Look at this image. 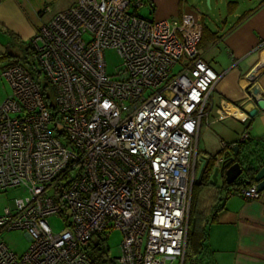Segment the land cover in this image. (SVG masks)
<instances>
[{
	"label": "built area",
	"instance_id": "obj_1",
	"mask_svg": "<svg viewBox=\"0 0 264 264\" xmlns=\"http://www.w3.org/2000/svg\"><path fill=\"white\" fill-rule=\"evenodd\" d=\"M144 6L75 0L29 41L37 78L19 63L0 71L10 89L0 100V192L26 193L4 207L0 233L29 239L21 253L0 240V264H183L197 137L220 75L201 57L191 14L148 19ZM106 48L121 59L114 76ZM234 145L222 144L214 166ZM236 193L260 196L255 183ZM50 215L64 228L53 232ZM110 229L121 234L114 258L102 242ZM91 242L106 261L92 260Z\"/></svg>",
	"mask_w": 264,
	"mask_h": 264
},
{
	"label": "crops",
	"instance_id": "obj_2",
	"mask_svg": "<svg viewBox=\"0 0 264 264\" xmlns=\"http://www.w3.org/2000/svg\"><path fill=\"white\" fill-rule=\"evenodd\" d=\"M144 1L147 7L137 13L148 19L171 20L191 14L201 27V57L220 75L199 127L200 156H220L222 144L237 142L243 132L248 139L264 137V108L248 97L256 88L264 100V0ZM74 2L0 0V55L29 44L41 24ZM251 70L255 71L252 76ZM254 109L256 113L250 116ZM257 149L264 154V145ZM216 208L215 213L207 212L203 247L189 264H264V191L256 199L234 193Z\"/></svg>",
	"mask_w": 264,
	"mask_h": 264
},
{
	"label": "trees",
	"instance_id": "obj_3",
	"mask_svg": "<svg viewBox=\"0 0 264 264\" xmlns=\"http://www.w3.org/2000/svg\"><path fill=\"white\" fill-rule=\"evenodd\" d=\"M147 5L148 2L145 1V6L147 7ZM199 45L200 41L198 43V46ZM22 48L24 50L22 63L17 59L18 56L11 55L10 53L0 55V63L10 59V62H8L6 66L19 63L25 66L29 72L37 78L38 71L30 45H23ZM31 56L33 58L29 61L28 59ZM235 145L237 146V154H233L232 150L233 157L229 164L238 162L242 168V173L231 184H226L223 181L222 186H214L215 184L211 183V173L214 166V159L216 158L214 156L207 158V164L202 174L194 181L189 206L184 261L196 256L203 247L207 212H209V210L213 212L217 211L216 205L224 198L228 197L229 193L234 194L241 187L253 184L256 171L261 166H264V154L257 149L260 145H264V137L258 140L250 138H246L242 141L238 140L235 142ZM225 151L226 150L221 151L217 155H222ZM205 197H210V202L204 203L203 199ZM87 251L95 263H103L107 260V250L98 249L93 242L88 244Z\"/></svg>",
	"mask_w": 264,
	"mask_h": 264
},
{
	"label": "rangeland",
	"instance_id": "obj_4",
	"mask_svg": "<svg viewBox=\"0 0 264 264\" xmlns=\"http://www.w3.org/2000/svg\"><path fill=\"white\" fill-rule=\"evenodd\" d=\"M207 7V3L205 4ZM23 46L18 45L17 47L11 48L10 54L18 56L17 59L22 63L24 50ZM32 56L28 59L29 61L32 60ZM103 60L105 63V71L108 75L114 76L116 70L121 65V59L118 56L117 52L112 48H106L103 51ZM10 62V59L0 63V71L6 67V64ZM10 93V89L8 83L5 79L0 78V100L6 97ZM223 147V146H222ZM224 150V149H223ZM197 157L200 159L197 161L196 166L192 173V186H191V195H192V188L194 181L197 179L198 171L203 163L204 159L208 157L200 156L198 150H196ZM214 186H222V181L220 176H217V183ZM213 186V187H214ZM25 191L22 188H12L4 192H0V214L2 213L4 207L12 205L13 199L18 196H25ZM190 195V200H191ZM211 197V196H210ZM210 197H205L203 199L204 203L210 202ZM47 222L50 225L53 232H58L64 228V222L62 217L58 215H50L47 217ZM108 237H106L102 242L105 244V248L108 249L109 256L111 258L117 257L119 255V245L121 241V234L120 231L117 229H110L108 230ZM0 240H3L7 246L14 251L15 253L23 252L29 245V239L23 230H10V231H3L0 233ZM184 264H189V259H186Z\"/></svg>",
	"mask_w": 264,
	"mask_h": 264
},
{
	"label": "water",
	"instance_id": "obj_5",
	"mask_svg": "<svg viewBox=\"0 0 264 264\" xmlns=\"http://www.w3.org/2000/svg\"><path fill=\"white\" fill-rule=\"evenodd\" d=\"M255 73L254 70H251L250 76H252ZM258 92L256 88H253L251 91V98L255 100L256 104L260 108H264V100L261 99V97L257 96ZM257 109H254L253 111L249 112V115L252 116L254 113H256ZM233 154H237V146L234 145L233 148ZM233 156H228V158L225 155V160L221 162L219 166H213L212 173H211V183L216 184L217 183V176L223 177V181L226 184H231L241 173L242 168L238 162H234L232 164H229V162L232 160ZM207 164V159L203 160V163L200 167V170L198 171L197 178L202 174L204 167ZM254 182L256 184V188L259 192L264 191V166H261L254 175Z\"/></svg>",
	"mask_w": 264,
	"mask_h": 264
},
{
	"label": "bare ground",
	"instance_id": "obj_6",
	"mask_svg": "<svg viewBox=\"0 0 264 264\" xmlns=\"http://www.w3.org/2000/svg\"><path fill=\"white\" fill-rule=\"evenodd\" d=\"M229 110V109H228Z\"/></svg>",
	"mask_w": 264,
	"mask_h": 264
}]
</instances>
